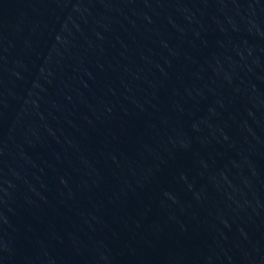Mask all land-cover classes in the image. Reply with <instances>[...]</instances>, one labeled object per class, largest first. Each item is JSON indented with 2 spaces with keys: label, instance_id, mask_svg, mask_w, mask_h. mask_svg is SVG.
I'll return each instance as SVG.
<instances>
[{
  "label": "water",
  "instance_id": "95a60500",
  "mask_svg": "<svg viewBox=\"0 0 264 264\" xmlns=\"http://www.w3.org/2000/svg\"><path fill=\"white\" fill-rule=\"evenodd\" d=\"M0 264H264V0H0Z\"/></svg>",
  "mask_w": 264,
  "mask_h": 264
}]
</instances>
